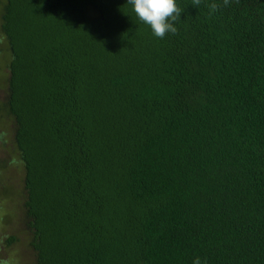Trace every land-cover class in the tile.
<instances>
[{
  "label": "trees",
  "instance_id": "trees-1",
  "mask_svg": "<svg viewBox=\"0 0 264 264\" xmlns=\"http://www.w3.org/2000/svg\"><path fill=\"white\" fill-rule=\"evenodd\" d=\"M176 3L4 0L34 264H264V0Z\"/></svg>",
  "mask_w": 264,
  "mask_h": 264
},
{
  "label": "rangeland",
  "instance_id": "rangeland-1",
  "mask_svg": "<svg viewBox=\"0 0 264 264\" xmlns=\"http://www.w3.org/2000/svg\"><path fill=\"white\" fill-rule=\"evenodd\" d=\"M4 0H0V13ZM7 47L0 36V264H34L22 214L23 167L14 148L13 122L4 109ZM10 239L13 241L8 242Z\"/></svg>",
  "mask_w": 264,
  "mask_h": 264
},
{
  "label": "clouds",
  "instance_id": "clouds-1",
  "mask_svg": "<svg viewBox=\"0 0 264 264\" xmlns=\"http://www.w3.org/2000/svg\"><path fill=\"white\" fill-rule=\"evenodd\" d=\"M223 2L228 4V0ZM127 3L132 5L138 19L148 25L157 38L163 39L169 32H177L174 23L180 18L182 9L176 0H127ZM193 3L198 6L201 0H193ZM210 9L215 11L218 5L213 3ZM193 264H201V260L196 258Z\"/></svg>",
  "mask_w": 264,
  "mask_h": 264
}]
</instances>
